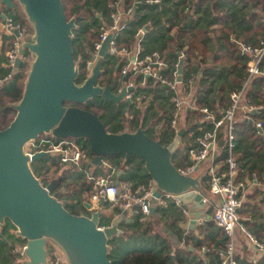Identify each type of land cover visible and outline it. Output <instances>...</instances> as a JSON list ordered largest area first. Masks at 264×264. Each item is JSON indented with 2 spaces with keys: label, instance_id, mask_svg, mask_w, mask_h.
I'll return each mask as SVG.
<instances>
[{
  "label": "trees",
  "instance_id": "trees-1",
  "mask_svg": "<svg viewBox=\"0 0 264 264\" xmlns=\"http://www.w3.org/2000/svg\"><path fill=\"white\" fill-rule=\"evenodd\" d=\"M117 1L118 0H61L62 10L64 11L66 20L69 21L71 18L75 19L76 27L75 30L72 31L70 47H72L73 61L78 65V75L74 82L76 85H81L87 77L84 64L92 57L94 51L93 45L98 41L100 25L109 17V14L113 11L112 6L115 5ZM219 1L221 0H177V3H174L173 0H159L158 7L153 4H146V0L122 1V10H130L132 12V20L124 33H122L123 35L130 36L134 33L136 34L139 29L141 31V26L145 25V20L147 18V14L142 13H151L160 6L165 9L164 13H168L172 10L173 17L174 14L176 16L179 15V18L187 23V27L178 30L176 37L172 40L178 53L182 52L184 57L181 59L182 83L184 84L188 81L186 73L187 67H190L192 64L196 65L197 68L192 71L196 76L198 69L205 66L208 50H206L203 40L210 32L212 34L215 33L211 31L212 28H210V31H207L201 26V23L210 24L212 27L217 22H222L224 29L221 33L222 36L220 41L222 45L220 46L224 52L220 55L223 56L221 57L219 55V57L216 56L212 59L213 66L211 68H203L200 77L196 79L197 84L194 87V95L198 100V109L199 107L207 106L216 117H219L217 113L218 110L216 109L220 107L224 109L228 105V93L240 90L242 85H245L243 91L244 100L251 105L264 106V78H248L245 74L248 60L239 53L238 49V45L245 44V42L236 38L233 40L229 39L230 30L228 29L229 25H227V20H220L221 18L219 17L212 18L211 12L216 10L220 12V10L225 9V7L226 9L232 8L230 5H222ZM252 1H255L257 9H260L264 13V1L251 0V2ZM168 4L171 6H167ZM245 5H247V3ZM188 7L193 10L192 16L189 17H187V13L184 12ZM231 10L232 9H229L228 11ZM1 14L11 18L15 23H19L27 30L28 38L32 36V30L27 24L20 6L16 2L13 3V9L11 10L5 9L4 6L0 5V15ZM1 22L0 19V23ZM229 23L232 24L230 21ZM150 24L152 27L156 28L155 30L157 32L159 31L156 27L157 23ZM161 27L165 32L169 31V29L163 26ZM141 45L142 48H144L142 57L143 55L158 53L160 59L168 63L167 70L163 73L166 78H168L169 74L176 71V64L172 62L174 54L170 53L168 59L162 54L165 46L162 47V45L160 50H158L157 48H147L143 42ZM8 46L9 39L5 38L0 31V60L8 51ZM118 46L122 48V46ZM21 59L22 62L19 65L16 75L0 88V131L7 128L15 116V112L9 106L18 104L22 95L23 84L29 71V64L32 61L30 54L27 52L24 53ZM102 64L101 76L97 83L100 86L104 83L112 85V81H115L116 85L112 93L116 94L120 87L122 88L125 86V83L121 82L119 76L120 67H117L116 62L108 56ZM262 66L264 67V61ZM2 73L3 71L0 68V75ZM127 80L131 81L132 79L128 77ZM140 80L141 79L136 80L135 83H140ZM145 81L146 86L154 83L150 79H145ZM151 91H153V98L159 103H153L154 107L148 105L147 108H145V114L142 116L143 118L141 120L139 119L137 109L135 108L134 110L133 108V106L135 107L133 101L121 102L115 105L111 102L107 103L102 101L99 98H93L90 102L76 107L84 112L93 114L102 123L104 131L107 133L123 132V123L126 120L124 117L127 115L131 116V131L128 132H134L136 129H140L144 134H147V136L159 142V144L164 147L174 138V134L169 127L170 122L174 119L171 113L173 107L169 99L172 93L169 92L166 87H161L159 83H154V87ZM139 92H143L142 94L144 95V91H141V89L137 87V89L132 92V98L135 99V97H139L141 103H144L145 99L143 100V96L140 98L141 95H139ZM64 106L69 107L67 104H64ZM178 116L179 117L176 119L177 128L178 130L183 129L184 134L180 145L175 150L176 152L171 155V163L177 170L189 164L187 149L195 148L196 145L194 140L201 135L200 131H193L196 123L201 120V116H198L196 112L183 109H181ZM238 117L240 119H235L234 127L237 129L235 132L236 135L238 134L237 136L239 139L234 143V154L236 155L239 153L238 142L241 141L240 138H247L249 141V148L252 149L255 154L261 155L260 160L263 167L259 169L251 167L245 174L249 175L253 172L261 179L264 177V136L262 134L264 133V111L258 115H240ZM246 119H250L252 124L260 122L262 125V133L256 131L254 127H248ZM208 128L209 126L206 127V129ZM38 137V139H49L54 143L59 140L67 141L68 143L76 145L80 151L87 154L85 159H81L79 164L74 165L62 163L58 153L45 154V156L39 158L36 163H30L32 174L39 179L43 186L53 183L52 193H58V199L64 202V209L74 216H87L91 213V211L84 208L83 204L90 203V198L93 194L91 190L92 181L86 174L92 169V166L93 169L89 173L92 178L99 176L109 177L114 171V179L110 177V181L113 183L116 181L117 183L126 182L132 186H147V184L151 182L148 173L143 169V162L139 161L134 156H129L126 160L122 153H116L110 157L102 156L101 162L103 164L99 167L102 173H100L98 172V165H92L91 163L94 156L88 152V145L85 139L59 138L54 141L49 135H39ZM224 145V132L219 131L217 144L218 158H220L224 152ZM42 147L45 148L46 145ZM206 165V162L201 163L202 170L199 178L200 186L205 194H207L209 190L205 174ZM117 172L120 173L118 176L116 175ZM238 172L240 173V168ZM106 206L104 202V205L98 208H103L104 210ZM205 212L208 218L203 219L201 225L195 226L194 233L187 237L188 245L185 246H190L192 251L187 250L185 246V248L183 247L181 249L178 247L172 248L171 243L167 241L165 235L161 233L160 230H156L153 224L155 218L160 224H163L165 228H169L170 226L177 225L184 221L181 207L177 208L170 203L166 209H161L158 206L154 217L150 215L147 217L131 215L129 223L125 224L122 221L119 224V228L122 231L121 234L112 236V239L107 241L109 247L107 259L111 264H219L218 253L223 248L226 238L221 230L217 229L210 210L207 209ZM118 213H121L120 210L115 209L112 210L109 217L106 218L102 216L99 219L98 226H107L112 221L113 216ZM248 213H250V211H248V204H243L238 213L239 221L250 234L264 241V223L262 222L255 225L251 219L249 221L245 220L244 217L247 216ZM7 231L8 233H6ZM14 233L15 228L11 226L8 220H5L2 228H0V239L4 237L5 234H8L5 237L7 241L10 242L9 245L13 246L11 241L19 242L21 245L24 244V239L15 237ZM174 234L177 240H180L182 233L178 232ZM51 245L50 242H45L46 261L51 260L49 255ZM203 248L206 249V251H204L202 256L208 259L207 263L198 256ZM58 252H60V250H58ZM60 254L62 256L61 252ZM14 256L15 254L12 251V247H7L5 241H0V264H12L11 260ZM237 264H242V262H237ZM256 264H264V256L257 260Z\"/></svg>",
  "mask_w": 264,
  "mask_h": 264
},
{
  "label": "water",
  "instance_id": "water-1",
  "mask_svg": "<svg viewBox=\"0 0 264 264\" xmlns=\"http://www.w3.org/2000/svg\"><path fill=\"white\" fill-rule=\"evenodd\" d=\"M15 2L32 30V36L21 44L19 56L27 52L32 61L18 104L9 106L15 116L0 131V228L8 220L15 228V237L24 239L26 260L23 264H47L46 241L60 250L67 264H111L107 259V241L121 234L118 223L130 213L122 212L100 229L98 222L103 213L98 207L104 205L103 199L83 204L91 211L87 216H74L64 209L58 193L51 191L53 183L43 186L30 169V163H36L46 153L38 152L30 157L24 152V146L37 140L39 135H49L54 141L85 139L88 152L94 156L91 163L95 165L102 166V156L116 153L124 154L125 160L134 156L143 162V169L156 188L150 198V216L155 215L156 199L165 193L176 197L184 210L189 203L205 207L199 176L182 175L171 163V155L181 143L182 130L163 147L140 129L107 133L93 114L76 107L93 98L118 105L129 92L122 89L113 94L115 81L105 87L97 83L110 37L101 44L86 79L76 85L78 65L73 61L70 47L75 19L66 20L61 0H0V5L11 10ZM0 19L4 21L5 16L1 14ZM19 65L17 59L15 67ZM177 75L180 83L181 67ZM126 81L127 76L121 79L123 83ZM197 218L191 215L187 233L194 231ZM187 236L183 237L184 243Z\"/></svg>",
  "mask_w": 264,
  "mask_h": 264
},
{
  "label": "built area",
  "instance_id": "built-area-1",
  "mask_svg": "<svg viewBox=\"0 0 264 264\" xmlns=\"http://www.w3.org/2000/svg\"><path fill=\"white\" fill-rule=\"evenodd\" d=\"M146 4H159L158 0L146 1ZM120 1H117L112 6L113 11L109 14V19L106 25L99 27L98 41L93 45L92 57L85 62V70L87 75L92 67L93 61L97 53L101 49V44L110 37L108 42L107 56L115 59L117 67L119 68L120 79L127 76L131 77V81H126L124 87H120L116 94L120 93L122 89H127L124 96V102H134L140 104L141 100L132 98V92L135 88H144L146 85L145 79H150L154 83H159L160 86L167 88L172 96L169 98L173 107L171 113L174 119L170 122V130L174 137L177 135L178 128L176 119L178 114L184 107H188L190 111L196 112L201 116L198 123L207 124L208 129H201V135L194 140L195 148L187 149V159L189 164L184 165L178 170L180 174H185L191 177L195 176L197 167L201 163L206 162L205 174L207 177L208 192H203L202 200L204 205L210 209L212 219L216 226L221 230L226 238V242L218 253L219 264H236L234 258L235 240L234 235L236 231L245 234L258 249H264V241H260L252 237L246 228L239 221V210L242 207V201L245 198L247 184H257L258 179L256 173L250 174L249 181H245L238 177L237 160L234 154V143L236 141L235 119L237 116L252 115L253 112H258L261 106L251 105L244 100L243 91L245 85L241 86L240 90H235L229 93L228 105L218 112L219 117L212 114L206 107H197V100L192 99L185 101V97L189 94V89L192 81L187 83L177 82V71L180 67L176 65L173 73L169 74L168 78L163 74L167 70V63L160 59L157 53L150 55H143L141 41L143 33L139 30L134 35L131 44H126L120 48L117 44V37L124 33L127 29L126 18L131 13L130 10L120 12L117 10ZM3 15V14H2ZM264 24V22H263ZM0 31L5 38L9 39L8 51L3 55V61L0 67L3 73L0 75V88L7 84L17 73L18 68L15 67L16 60L22 62L19 56L20 46L28 38L27 30H25L19 23H15L11 18L5 17L4 21L0 23ZM239 53L245 56L248 60L245 68V74L248 78L261 77L264 78V67L262 66L264 59V40L257 45H238ZM180 63V62H179ZM141 79L140 83L135 81ZM144 79V80H143ZM256 131H261L262 125L260 122L253 123ZM219 131H223L225 135V147L221 157L218 158V136ZM262 133V131H261ZM263 134V133H262ZM46 145L45 148L42 146ZM24 152L32 157L33 154L44 152L46 154L58 153L60 161L65 164H79L81 159H85L87 154L79 150L76 145L68 143L67 141L59 140L52 142L49 139L40 138L29 142L24 146ZM217 159V160H216ZM92 181L91 190L93 194L90 198V204L98 202L103 199L109 210H120V212H128L130 215H140L147 217L150 213V198L155 192L156 188L153 182H149L147 186L137 185L132 186L126 182H119L117 184L110 181V177L99 176L92 178L87 174ZM180 208L179 200L169 194H161L156 199V206L161 209H166L169 204ZM103 229L104 226H99ZM24 244L20 248H16L14 253L23 264L26 257L23 253ZM203 250H206L203 248ZM51 260L46 261L47 264H65L64 259L55 245H51L49 250ZM47 259V257H46Z\"/></svg>",
  "mask_w": 264,
  "mask_h": 264
},
{
  "label": "crops",
  "instance_id": "crops-1",
  "mask_svg": "<svg viewBox=\"0 0 264 264\" xmlns=\"http://www.w3.org/2000/svg\"><path fill=\"white\" fill-rule=\"evenodd\" d=\"M118 1H120L121 8H122V1L123 0H118ZM173 1H174V3H177V0H173ZM219 2H221L222 5H230L232 7V8H227V9H226V7H225V9H221L219 7L221 9L220 12H218L217 10L214 12H211L212 18H214V17L218 18L219 17V18H221L220 20H222V19H223V21L227 20V25H229L228 29L230 30L229 39L233 40L234 38H236V39L243 40L245 42V44L249 45V46L257 45L260 41L264 40V28H263L264 27V24H263L264 13L260 9H257V5H256L255 1L251 2V0L250 1L249 0H230V1L229 0H223V1L221 0ZM246 3H247V5H245ZM153 5H155V4H153ZM157 5H159V4H157ZM157 5H156V7H158ZM167 6H171V5L168 4ZM222 8H223V6H222ZM229 9H232V10L228 11ZM164 12H165V9L160 6L159 8H157L155 11H153L151 13L150 12L142 13V14H147V18L145 20V25L141 26L142 27L141 32L143 33V36H144L142 38L141 43L143 42V44L145 46H147V48H149V49L157 48L158 50H160L162 45H163L162 47L165 46V49L162 51V54L165 56V58L168 59L170 56L169 55L170 53L174 54L173 55L174 58H173L172 62L178 66L180 64V67H181L182 66L181 59L184 57H183L182 52L178 53L177 48L175 47L172 40L176 37L178 30H182V28L187 27V23L182 21L179 18V15L176 16L174 14V17H173V15H172L173 11L172 10H170L168 13L167 12L164 13ZM184 12L187 13V15H188L187 17L192 16V14H193V10L190 7H188V9L186 8L184 10ZM131 15H132V12L126 18V26H128L130 21L132 20ZM98 18H99V16H98ZM108 19H109V17L106 18V20H104V22L100 26L106 25V23L108 22ZM229 21L232 22V24L229 23ZM150 23H157L156 27L159 31L157 32L155 30L156 28L152 27ZM161 26L169 29V31L165 32V30L162 29ZM201 26L203 28H205L207 31H210V28H212L211 31L215 32L214 34H212L210 32L205 37V39L203 40V44H205L206 50H208L207 55H206L207 57L205 60L206 64L203 68L209 69L213 66L212 59H214L216 56L219 57V55L224 52V51H222L221 46H220V45H222V43L220 41V38L222 36L221 33L223 32L222 30L224 28H223L222 22H220V21L217 22L216 24H214V26H212V27L210 24H205V23H201ZM139 30H137V31H139ZM134 34L130 35V36L125 35V34L119 35L117 37V44L122 46V47H124L126 44H131V41L134 37ZM142 49L144 50V48H142ZM220 56L222 57L223 55H220ZM112 60L114 62H116L115 59H112ZM165 63H166V61H165ZM195 68H197L196 65L192 64L190 67H187V69H186L187 79L192 81V85H191L189 92H188L189 96L187 95L185 97L186 98L185 101H190L192 99L197 100V98H195L194 93L192 95L190 94V90L192 89V87H195V85L197 84L196 79H198L200 77V75L203 71V68L198 69L196 76L192 72L195 70ZM181 80H182V69H181ZM153 87H154V83L149 84V86L145 85L144 88H140L141 91H144V95L142 94L143 92H141V93L139 92V95H141L140 98L143 96L144 97L143 100L145 99V101H144L145 105H146L145 108H147L148 105H150V106L152 105L154 107L153 103H159L158 101H155V99L153 98V95H152L153 91H151ZM136 89L137 88H135L134 90H136ZM228 95H229V93H228ZM228 95H227V97H228ZM136 98L139 99V97H135V99ZM228 99H229V97H228ZM197 103H198V100H197ZM140 104H142V103H140ZM138 105L139 104H135L136 109H137ZM256 106H261V109L258 112H253V114L251 116L258 115L259 113L264 111L263 105H256ZM197 107H198V105H197ZM202 107L208 108L207 106H202ZM222 109L223 108L220 107L219 109L217 108L216 110H218V112H219ZM183 110H189V109H188V107H184ZM210 112H212V111L210 110ZM237 119H240V118L237 116L236 120ZM246 121L248 122V127L253 128L252 121L250 119H246ZM206 127H207V124L196 123L193 131H200V128L206 129ZM181 130L183 131V129H181ZM181 130H178V131H181ZM235 130L237 131L236 128H235ZM237 135H236V141L239 139V137ZM240 139H241V141L238 142L239 153L235 155L236 158L238 157L237 158L238 159V168H240V173L238 172V177L240 179L245 180V181H249L250 174L249 175L245 174V173H247V170L251 167H255L256 169H259V168L263 167V164L261 163V160H260L261 155L255 154V152H253L252 149L249 148L248 139L247 138L245 139L242 137ZM92 165H95V164L92 163ZM99 167H101V166L98 165V172L102 173L100 171ZM92 169H93V166H92ZM92 169H90L88 171V173H86V174H89L90 171H92ZM197 169L198 170H197L195 176H199V178H200V172L202 170L201 164L199 167H197ZM113 172L111 173V179H114L113 178L114 177ZM119 174L117 172L116 175L118 176ZM257 179H258V182H257V184H255V186L250 185V183L247 184L248 187L246 190V195H245L244 200L242 201V206H243V204H248V211H250V213H248V215L245 216L244 219L248 220V221L251 219L255 225L258 223H262V222L264 223V177L259 179V177L257 176ZM207 209H208L207 206H205L203 208H198V206L196 204L189 203L187 205V210H184L181 206V210H182V213L184 215V221L182 223L170 226L169 228H167V227L165 228L164 225L160 224L155 218L153 220L154 221L153 224H154L156 230H160L161 233H163L165 235L167 241L171 243L172 248L178 247L179 249H181L185 245H188L187 238H186L187 243H184V241H183L184 235L185 234L190 235V234L194 233V231L190 234L187 233L188 232V224H189L188 220L190 219L191 215H196L197 217H199V218H197V220L195 222L196 223L195 226L201 225L202 220L208 218L206 216V212H205ZM104 210H105V208H104ZM104 210H103V208L101 210L103 212V216L106 218L109 217V215L112 211L109 210V211H106V213H105ZM120 216H121V213L115 214L113 216V219L120 217ZM130 217H131V215L129 216V214H126L124 219H123V222L125 224L129 223ZM151 217H154V216H151ZM121 222H119L118 225ZM119 227H120V225H119ZM217 229H219V228L217 227ZM194 230H195V227H194ZM173 231H175V232H173ZM178 232L182 233L180 236L181 237L180 240H177V237L174 234V233H178ZM6 233H8V231ZM248 233L250 234L249 231H248ZM6 235H8V234H5V236ZM250 235L252 237H254L255 239H257L253 234H250ZM5 236L1 237L0 241L4 242L5 241L4 238H6ZM234 240H235L234 258L236 259V264H237V262L238 263L242 262V264H256L257 260H259L261 257L264 256V249L260 250V249L256 248L252 244V242L250 240H248L247 236L245 234L241 233L240 231L235 232ZM11 242H12L13 246H11V245H9V246L12 247V251L14 253V250L16 248H20L21 245L20 246L17 245V243H19V242H15V241H11ZM7 243H10V242L7 241ZM186 249L192 251V248L190 246L186 247ZM204 251H206V250L202 249L201 253H199L198 256H199V258L204 259V262L207 263L208 259H206L202 256ZM15 256H16V254H15Z\"/></svg>",
  "mask_w": 264,
  "mask_h": 264
},
{
  "label": "rangeland",
  "instance_id": "rangeland-1",
  "mask_svg": "<svg viewBox=\"0 0 264 264\" xmlns=\"http://www.w3.org/2000/svg\"><path fill=\"white\" fill-rule=\"evenodd\" d=\"M117 10H119L120 12H123L124 10H122V8H121V4H119V6L117 7ZM2 61H3V58L0 60V64L2 63ZM1 68V67H0ZM2 70V69H1ZM195 92V88L194 87H192V89L190 90V94L192 95L193 93ZM143 104V103H142ZM142 104H139L138 105V107H137V112L139 113V119L141 120L143 117V115L145 114V102H144V104L142 105ZM133 108H134V110H135V108H136V106L134 107L133 106ZM124 118H126V120L124 121V123H123V132H127V131H131V116H126V117H124ZM155 131H157V130H155ZM100 210H102V209H100ZM210 210V209H209ZM105 213H106V211H109V208L106 206L105 207ZM103 213V212H102ZM11 232V231H10ZM5 239V241H6V246L7 247H9V243H7V239L6 238H4ZM17 245L18 246H20L21 244L20 243H17ZM138 246V245H137ZM4 250H5V247H4ZM11 263L12 264H22L21 262H20V259L17 257V256H14L13 257V259L11 260Z\"/></svg>",
  "mask_w": 264,
  "mask_h": 264
},
{
  "label": "flooded vegetation",
  "instance_id": "flooded-vegetation-1",
  "mask_svg": "<svg viewBox=\"0 0 264 264\" xmlns=\"http://www.w3.org/2000/svg\"><path fill=\"white\" fill-rule=\"evenodd\" d=\"M108 85H109V83L108 84L104 83V84L101 85V87H105V86H108Z\"/></svg>",
  "mask_w": 264,
  "mask_h": 264
}]
</instances>
